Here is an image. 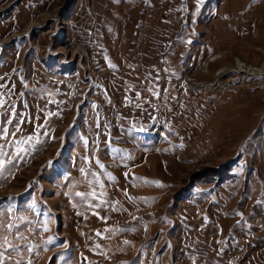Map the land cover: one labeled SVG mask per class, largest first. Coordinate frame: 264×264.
<instances>
[{
	"label": "rangeland",
	"instance_id": "obj_1",
	"mask_svg": "<svg viewBox=\"0 0 264 264\" xmlns=\"http://www.w3.org/2000/svg\"><path fill=\"white\" fill-rule=\"evenodd\" d=\"M0 85L5 264H264V0H0Z\"/></svg>",
	"mask_w": 264,
	"mask_h": 264
},
{
	"label": "snow or ice",
	"instance_id": "obj_2",
	"mask_svg": "<svg viewBox=\"0 0 264 264\" xmlns=\"http://www.w3.org/2000/svg\"><path fill=\"white\" fill-rule=\"evenodd\" d=\"M0 87H4L3 85H0ZM4 105V100L2 99V98H0V107H2ZM50 115H52L51 113H50ZM11 121H9V123H10ZM0 132H3V134L4 135H7V130L6 129H0ZM0 138H3V137H0ZM32 138L31 137H29V140H31ZM181 147H182V145H181ZM0 151H2V146H0ZM0 167H3V164H2V162H0ZM158 183V182H157ZM3 225H0V227H2ZM9 227H11V225H9ZM98 235H99V233H98ZM5 244H7V240L5 239ZM7 247L9 248V249H11V252H14V251H16L17 249L16 248H14L12 245H10V244H7ZM11 252H9L8 253V257L10 258V256H11ZM0 264H5V253L4 252H0ZM29 264H31V262L29 261Z\"/></svg>",
	"mask_w": 264,
	"mask_h": 264
},
{
	"label": "bare ground",
	"instance_id": "obj_3",
	"mask_svg": "<svg viewBox=\"0 0 264 264\" xmlns=\"http://www.w3.org/2000/svg\"><path fill=\"white\" fill-rule=\"evenodd\" d=\"M218 58H219L218 55L212 56L211 59H210V62L215 61V60L218 59ZM243 65H244V64H242V63L239 62L237 68H239L240 71H246V70L243 68ZM238 71H239V70H238ZM238 71H237V72H238ZM249 73H251V74H259L260 72L257 73V72H255V71H253V70L251 69V71H249ZM197 85L201 86V85H203V84H202V83H197Z\"/></svg>",
	"mask_w": 264,
	"mask_h": 264
}]
</instances>
